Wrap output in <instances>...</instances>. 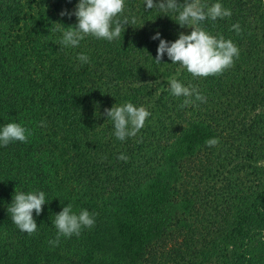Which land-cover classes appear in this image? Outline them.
Listing matches in <instances>:
<instances>
[{
    "label": "trees",
    "instance_id": "obj_1",
    "mask_svg": "<svg viewBox=\"0 0 264 264\" xmlns=\"http://www.w3.org/2000/svg\"><path fill=\"white\" fill-rule=\"evenodd\" d=\"M79 2L0 0V130L31 132L0 145V264H264V0H200L232 15L192 27L239 49L222 74L200 78L167 53L155 61L157 32L172 43L193 29L178 13L146 11V0H125L118 18L136 23L120 38L63 47L78 21L61 12ZM172 78L207 102L193 96L182 108ZM126 102L150 116L122 142L105 109ZM210 138L219 144L205 146ZM15 189L45 193L32 235L7 211ZM68 204L93 214L94 227L53 246Z\"/></svg>",
    "mask_w": 264,
    "mask_h": 264
},
{
    "label": "clouds",
    "instance_id": "obj_2",
    "mask_svg": "<svg viewBox=\"0 0 264 264\" xmlns=\"http://www.w3.org/2000/svg\"><path fill=\"white\" fill-rule=\"evenodd\" d=\"M71 2V0H69ZM158 8L167 14L178 13L176 23L181 28H191L190 35L181 33L179 39L169 43L160 38L157 32L152 37L153 40H160L155 61L161 63L165 53L172 61V64H179L185 68L193 78L209 77L222 74L233 65L234 58H239V49L231 40H225L223 36L213 37L204 30L192 27L207 18L215 21L217 18L230 17L231 10L223 8L220 3H215L211 7L201 5L200 0H185L181 5L178 0H146V11ZM125 11V0H80L73 13L61 12V16L74 15L78 23L74 27L65 28L59 44L63 47H78L80 42L86 37L92 36L96 39H103L112 42L121 37L125 26L136 23L133 16L131 20L124 17L118 18ZM167 16V15H165ZM233 30L240 34V25L232 26ZM77 59L81 64L89 62L85 54H79ZM169 88L171 94L177 98L185 97L181 107H187L194 101L207 102L200 92L194 87H185L175 78L170 79ZM107 120H111L114 126L113 135L120 141H125L128 137H135L144 127L146 119L150 113L146 109L134 106L131 102H126L121 106L105 109ZM43 126V124L41 125ZM31 132L17 123H9L0 130V145L7 147L12 142H27ZM219 144L217 138H210L205 141V146L212 148ZM121 161H127L128 157L120 155ZM264 163V162H260ZM45 202V193L39 192H17L13 197V203L7 209L11 214L13 223L21 232L32 235L37 231V223L33 218V213L41 215ZM54 227L57 230L56 239L50 240L53 246H58L61 237L71 238L73 235L79 237L83 228L94 227L95 220L93 214L87 210H82L77 215L73 212L71 204L63 207V210L54 217Z\"/></svg>",
    "mask_w": 264,
    "mask_h": 264
},
{
    "label": "rangeland",
    "instance_id": "obj_3",
    "mask_svg": "<svg viewBox=\"0 0 264 264\" xmlns=\"http://www.w3.org/2000/svg\"><path fill=\"white\" fill-rule=\"evenodd\" d=\"M15 190H16V189H15ZM15 190L13 191L14 194H15ZM16 191H17V192H22V190H19V189H17ZM12 203H13V201H12ZM12 203H11V204H12ZM11 204H10V205H11ZM10 205H9V206H10ZM0 206H1V205H0ZM18 256H19V255H17V257H18Z\"/></svg>",
    "mask_w": 264,
    "mask_h": 264
}]
</instances>
